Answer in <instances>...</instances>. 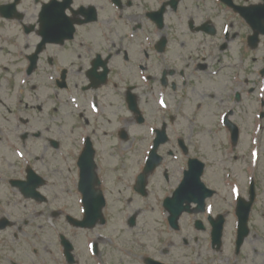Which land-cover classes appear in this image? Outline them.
<instances>
[{"label":"flooded vegetation","instance_id":"1","mask_svg":"<svg viewBox=\"0 0 264 264\" xmlns=\"http://www.w3.org/2000/svg\"><path fill=\"white\" fill-rule=\"evenodd\" d=\"M244 19L220 0H0V224L41 230L43 218L51 264H71L64 243L74 264L217 259L233 188L244 192L233 218L239 196L259 188L252 147L241 151L228 130L245 123L252 136L264 120V41ZM219 138L218 151L203 143ZM156 142L161 163L147 172ZM21 181L43 200L21 195ZM7 234L0 264H17Z\"/></svg>","mask_w":264,"mask_h":264},{"label":"rangeland","instance_id":"2","mask_svg":"<svg viewBox=\"0 0 264 264\" xmlns=\"http://www.w3.org/2000/svg\"><path fill=\"white\" fill-rule=\"evenodd\" d=\"M264 52V49H263ZM248 125L244 123L243 125V130L244 131V135H243V140H245L246 142L242 145V150L241 151H246L247 148L250 146V136L249 134H247L248 131ZM263 133V132H262ZM262 133L258 134L261 135ZM246 136V137H245ZM263 146H262V152L260 150V148H258V152H259V157L257 162L261 160V165L256 163L254 164V166H259V170H258V176H259V189H258V202L256 205V209L254 210L252 217H251V222H250V230H251V234L249 235V237L246 239V244L245 247L243 248V254L239 257V260L242 262V264H245L246 262L248 264H264V134H263ZM204 145L207 146L208 149L214 150V151H218L220 150L219 148V143L222 145V138L219 139H208L205 140ZM258 141L254 144H257ZM35 146V145H34ZM32 146V150L34 151V154H37L38 152L35 151V147ZM66 146L71 147V141H66ZM225 146H227L225 144ZM259 146V145H258ZM31 150V151H32ZM6 153V157H18L19 152H16L14 150H5L4 151ZM222 152V151H221ZM220 152V155L217 156L218 159H220V157H222V153ZM239 161L233 159L232 163L235 162L237 164V166L240 169H243L248 163L247 161L244 160L243 157H240L238 159ZM216 164V163H215ZM222 165V167H225V164H220ZM220 169H218L219 171ZM221 171V170H220ZM244 175V173H243ZM26 213L25 210H23L21 212V219H23L24 214ZM158 216V214H157ZM148 218L154 220V223L156 224V222H158V219H155L153 214L149 215ZM37 223L42 224V229L41 231L44 232V236L41 235V242L39 243V247L42 245L45 248L49 247L50 244V229L47 228V226H45V223L43 221V218H39ZM116 221H118V225L123 226L124 225V221L125 218L123 217H118L116 219ZM159 224H162L160 219H159ZM37 227V226H36ZM235 227L236 224L233 223V220L229 223L228 225V233L226 234L225 238H224V245H223V250L227 249V250H232V247L234 246V236H235ZM30 230V229H29ZM46 232V233H45ZM202 249L204 248V244H201ZM250 254V255H249ZM46 256H49V254H45ZM233 255V254H232ZM249 255V258L247 261H244L242 259H245L247 256ZM228 256L230 257V253H228ZM237 259V256H235V261ZM220 259H216L214 262L211 261L209 262L208 260L204 262V264H219L218 261ZM224 260V258H223ZM230 260L232 261V257H230ZM245 262V263H244ZM224 263V262H223Z\"/></svg>","mask_w":264,"mask_h":264},{"label":"water","instance_id":"3","mask_svg":"<svg viewBox=\"0 0 264 264\" xmlns=\"http://www.w3.org/2000/svg\"><path fill=\"white\" fill-rule=\"evenodd\" d=\"M248 210H249V206H247V212ZM242 219H243L242 223L240 224L241 229H239L240 230V242L244 238V236H246V234L248 233V230L246 227V222H247L246 216H243Z\"/></svg>","mask_w":264,"mask_h":264}]
</instances>
